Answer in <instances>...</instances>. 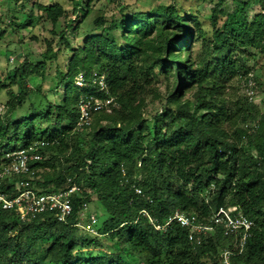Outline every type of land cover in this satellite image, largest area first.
Returning a JSON list of instances; mask_svg holds the SVG:
<instances>
[{
  "label": "trees",
  "instance_id": "obj_1",
  "mask_svg": "<svg viewBox=\"0 0 264 264\" xmlns=\"http://www.w3.org/2000/svg\"><path fill=\"white\" fill-rule=\"evenodd\" d=\"M247 5L240 31L217 28L214 20L213 43L198 59L192 57L194 36L187 26L192 16H181L174 5L123 15L73 54L68 72H60L64 94L58 103L41 110L31 106L30 116L16 123L0 114V165L6 150L46 140L50 145L37 168L50 172L35 185L46 193L71 184L81 189L72 198L74 213L67 223L44 215L26 224L0 209V264H137L141 258L147 264H218L221 250L234 248L235 235L227 237L219 227L198 245L177 223L157 230L142 211L164 224L176 211L204 221L222 207H237L254 222L232 263L264 264V112L247 96L228 93L236 78L249 80L244 49L264 55V13L249 21ZM39 9L54 27L65 14L60 4ZM117 30L123 45L110 37ZM55 56L46 52L37 64L20 63L15 69L20 88L10 92L4 114L11 116L23 105L30 96L26 78L45 71ZM94 72L106 76L107 92L86 85ZM79 75L82 86L76 84ZM159 81L167 86L161 108L149 119L138 116L137 104L156 94ZM4 88L0 81V91ZM187 93L192 99L184 100ZM91 95L112 98L115 106L95 115L105 124L77 130L81 98ZM247 122L258 127L244 129ZM92 126V134L85 135ZM13 182L4 190L14 193ZM94 195L104 210L99 235L76 225L83 202ZM104 236L115 242V253L82 252Z\"/></svg>",
  "mask_w": 264,
  "mask_h": 264
},
{
  "label": "rangeland",
  "instance_id": "obj_2",
  "mask_svg": "<svg viewBox=\"0 0 264 264\" xmlns=\"http://www.w3.org/2000/svg\"><path fill=\"white\" fill-rule=\"evenodd\" d=\"M246 2V17L249 21L260 13H264V0H0V81L5 82V88L0 91V103L7 107L10 92H17L20 88L15 69L26 59L31 64L42 61L43 54L52 52L56 56L48 62L45 71H33L26 78V86L30 96L22 106L18 107L11 116L3 114L11 122H20L24 116H30L32 107L43 109L48 103H58L64 94V83L60 79V72H68L73 54L79 52L90 36L104 34L113 20L120 19L123 15L136 12H150L159 6L174 5L181 16L188 17V27L192 29L193 40L191 53L193 59L204 55L213 43L216 27L229 26L240 31L242 24V9ZM222 3L220 9L219 4ZM60 4L65 9V14L54 27L47 19L46 13L39 9V5ZM218 9L219 11H215ZM88 13L83 17V12ZM31 16L32 23L26 27L21 26L25 19ZM103 20L104 26L97 23ZM123 45L120 31H113L110 37ZM79 54V53H78ZM246 58L249 69L247 78H253L257 83V97L255 104L264 112V55L257 49L248 47L244 49L242 57ZM80 57L86 60L84 53ZM87 67L93 71L95 66L91 63ZM10 76V78L8 77ZM81 75H79L80 77ZM233 88L228 93L235 96H246L244 80L233 81ZM156 94L142 99L137 104L135 114L145 119L151 118L156 109L161 108L167 94L165 82L159 81L155 88ZM192 99L187 93L184 100ZM118 107V105H116ZM95 119V120H94ZM94 127L105 124L100 118H93ZM85 131L91 135L94 128ZM10 148V147H8ZM50 170H39V177ZM52 172V171H51ZM42 179V178H41ZM89 212L98 215L101 226L104 220V210L97 201L96 195L89 207ZM116 251L115 242L108 236L100 238L99 245L84 247L83 253L113 254ZM137 264H147L141 258Z\"/></svg>",
  "mask_w": 264,
  "mask_h": 264
},
{
  "label": "built area",
  "instance_id": "obj_3",
  "mask_svg": "<svg viewBox=\"0 0 264 264\" xmlns=\"http://www.w3.org/2000/svg\"><path fill=\"white\" fill-rule=\"evenodd\" d=\"M76 84H85L83 77L77 78ZM96 85L97 91H108L107 78L104 74L93 73L92 82L86 85ZM246 96L250 101H255L257 97V83L253 78H249L246 84ZM112 98L102 99L95 95L83 96L80 101V116L76 129L84 130L89 127L96 114L102 111L111 112ZM6 112V106L0 103V114ZM244 129L254 131L258 127L257 122H247L242 124ZM50 145L46 140L37 141L26 148L8 149L0 165V209L14 214L23 223L29 224L44 215H52L58 223H67L74 213L72 198L81 192L77 184H71L66 189L54 192H42L35 185V180L39 179L37 166L45 159V148ZM8 181L13 182L14 193L4 190ZM70 181V180H69ZM136 193L141 194L142 190L135 187ZM93 202V197L86 198L79 211L77 226L85 231L99 235V217L93 212H89V207ZM150 223L157 230L165 231L173 223H177L182 228L188 230V239L198 245L215 233L217 228H222L225 236L235 235L237 242L234 248L226 247L219 253L218 264H233L232 257L242 253L247 240L251 237L254 222L249 219L237 207L220 208L209 218L199 220L194 214L176 211L164 224H159L142 211Z\"/></svg>",
  "mask_w": 264,
  "mask_h": 264
}]
</instances>
